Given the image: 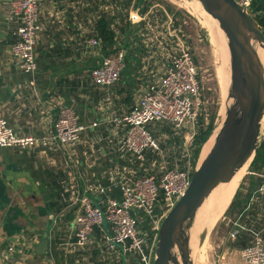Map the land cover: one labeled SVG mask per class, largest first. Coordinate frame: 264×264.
<instances>
[{
	"label": "crops",
	"instance_id": "obj_1",
	"mask_svg": "<svg viewBox=\"0 0 264 264\" xmlns=\"http://www.w3.org/2000/svg\"><path fill=\"white\" fill-rule=\"evenodd\" d=\"M73 4L79 7L74 10ZM168 11L160 8L156 13L166 17L168 21L164 23L169 22L166 27L178 35L181 26L175 20L176 12L172 10L171 14ZM250 13L264 15V0H256ZM149 15L150 11L141 15L142 21L132 24L138 39L134 51L142 57L136 54L134 58L129 57L123 81L136 90L129 100L120 88L112 99L110 90L116 84L100 88L91 78V71L99 64L101 54L95 49L97 47L87 45L92 38H89L90 20L83 0L42 1L35 54L38 69L34 78L22 74L10 53L19 20L11 16L9 1L0 0L2 118L12 129L36 137L49 132L51 121L62 106L76 111L82 124L104 122L96 132H86L74 149L64 151L67 154L42 148H0V264H79L80 259L89 257L95 249L102 252L97 238L83 250L71 246L74 219L80 210L78 200L82 194L93 196L91 188L105 185L113 177L122 181L137 177L133 171L135 163L129 158L122 159L113 146L116 130L110 121L113 116L128 113L137 104L143 87L163 71L164 59L159 42L164 37L162 29L166 27L155 26L153 30L150 25L153 19ZM75 26L77 34H74ZM124 52L127 55V51ZM138 59L140 63H137ZM118 99V103L113 104L112 100ZM259 177L255 172L249 173L242 189L239 185L240 205L229 210L233 220L229 219L228 225L244 227L246 223L255 222L254 227L262 230L264 241V202L256 194L264 176L256 186ZM252 187L255 190L247 200L246 194ZM53 198L54 202L59 200L64 206L61 211L49 209ZM244 200H247L245 207ZM246 235L242 231L238 236L239 244L247 243L249 237ZM43 240L47 242L46 249L39 247ZM11 246L14 251L9 254ZM101 263L106 264L105 261Z\"/></svg>",
	"mask_w": 264,
	"mask_h": 264
},
{
	"label": "built area",
	"instance_id": "obj_2",
	"mask_svg": "<svg viewBox=\"0 0 264 264\" xmlns=\"http://www.w3.org/2000/svg\"><path fill=\"white\" fill-rule=\"evenodd\" d=\"M8 1L11 16L19 20L16 40L10 53L22 74L34 78L38 69L35 55L40 29L38 17L43 0ZM236 1L249 12L255 0ZM134 15L129 19L130 24L142 21L138 9ZM162 31L164 37L159 46L164 59L163 71L157 79L143 87L137 104L128 113L113 116L110 121L116 130V142L113 145L116 152L122 159L129 158L139 166H143L147 153L161 155L154 137L157 128L170 129L175 135L183 132L188 141L196 134V122L202 110L199 73L193 54L176 32L171 33L169 27ZM87 45L93 48L99 43L96 39H89ZM124 68L123 50L103 56L91 71L92 81L97 87L110 88L119 81ZM103 124L101 121L82 124L76 111L62 106L51 121L49 132L36 137L12 129L0 115V148H42L67 154L64 151L74 149L86 132H96ZM191 172L188 163L182 170L164 169L158 178L146 175L122 181L113 177L105 185L94 186L90 189L94 192L93 196L82 194L78 200L80 210L74 219L71 246L83 250L97 238L102 248L114 256H121L126 261L128 258L135 264H153L159 225L185 194L190 185ZM256 194L264 202V179ZM157 208L159 215H155ZM144 219L157 224L151 245L139 228ZM254 226L255 222L247 223L244 227L235 226L229 233L231 240L237 239L242 231L248 234L247 237L251 236L249 243L240 249L243 264H264L262 230ZM13 251L12 246L8 248L9 254Z\"/></svg>",
	"mask_w": 264,
	"mask_h": 264
},
{
	"label": "water",
	"instance_id": "obj_3",
	"mask_svg": "<svg viewBox=\"0 0 264 264\" xmlns=\"http://www.w3.org/2000/svg\"><path fill=\"white\" fill-rule=\"evenodd\" d=\"M195 1L225 35L230 76L226 99L232 103L210 133L209 139L218 129L210 151L194 169L188 189L160 224L153 264H193L190 231L195 214L217 186L229 183L251 164L264 137V68L258 55V48L264 47L261 28L236 0ZM208 231L200 234L199 246ZM39 247L46 249L47 242L43 240Z\"/></svg>",
	"mask_w": 264,
	"mask_h": 264
},
{
	"label": "rangeland",
	"instance_id": "obj_4",
	"mask_svg": "<svg viewBox=\"0 0 264 264\" xmlns=\"http://www.w3.org/2000/svg\"><path fill=\"white\" fill-rule=\"evenodd\" d=\"M107 1L109 4L113 5V0H107ZM116 1L118 2L117 5L119 4L121 7H123L122 5L125 4L127 0H116ZM116 1H114V4L116 3ZM84 2L85 0H83V3ZM95 2L96 0H93V3ZM150 2H152L150 7L151 6L152 7L149 10H147V12L150 11L149 18L153 19L151 21L152 24H150L153 27V30H155V26L163 25L164 27H166L169 24V22L168 24H165L164 22L168 21V19L166 17L164 18L163 15L156 13V11H159L160 8H164L165 12L167 13V6L171 7L172 10H175L176 12L175 20L181 26V30L178 33V37L180 40H182V42H184L186 47L190 50L191 54H193L194 62L197 66V70L199 73V80H200L199 93L202 102V110L200 113L201 114L200 117L204 120L205 125H207L210 119H213L214 127L216 128L218 126L219 119H222L223 118L222 115H224L225 96H226L225 87L228 84L222 86V79L225 70H227V74L229 75V58L227 53V47H225L226 50L225 54L227 57L226 60L225 58L215 53L216 51L209 43L208 33L206 30L208 21H211V19L207 18L209 16L203 11L199 3H197L195 0H153V1L150 0ZM136 4H137L136 0H131L128 9V20L130 19L131 16H135L134 12L137 9H138V15H141L139 8L135 7ZM164 4H166L167 6H165ZM77 7H79L78 4H73L74 10H76ZM140 7L141 9L145 7L144 2L141 4ZM124 12L125 9H122V14H124ZM250 12L251 10H249V13ZM95 14H92V16H94ZM168 15L171 16L169 13ZM251 16L253 17L254 15L251 14ZM253 18H255V16ZM170 19L173 18L170 17ZM174 23L175 22L173 21L172 24ZM221 61L222 62L224 61L226 63L227 65L226 68H224L225 66L222 67ZM124 71L125 72H123L120 80L116 83L114 88L110 90L111 93L110 97H112V99L114 98V93L120 88H122L125 94L128 95L129 100L132 98V94L136 90V88L133 85L130 86L129 84L124 83L123 76L127 74L126 67ZM118 96L119 95H116V97ZM119 98L121 97L119 96ZM112 101L113 104L115 103L116 105L119 99L117 101L115 100ZM161 129L164 128H157L155 132L157 130L161 131ZM196 130H197V122H196ZM170 131L173 132L172 130ZM181 135L183 142L179 150H183L181 154H187L193 142V138L186 141L184 138L185 134L183 132H179L176 136H181ZM156 137H158V139H156L158 146L159 143H163L166 140V138H163V136L161 135H157ZM167 153L168 152L164 151L163 155L165 161L163 160L159 167L158 165L156 166L155 171L150 174L151 176L158 178L160 176V171L164 169H168L170 167V165L165 159ZM181 154H179L178 157L183 160ZM200 156L201 153L199 155L196 167H198L199 164L201 163ZM175 168H180L179 163L178 165L176 164ZM133 171L137 177H140L134 169ZM249 171L250 169L248 165L243 174V179L239 184L241 186V189L243 188L242 184L244 180L247 179V176L250 173ZM228 216L229 217L225 215L224 218L220 217L218 219L216 226L208 231L205 242L203 243L202 246H199L198 238L200 234L203 232V230L197 236L196 243H194L195 246L193 244H190V246L193 247L191 248L192 249L191 257L193 260V264H243L240 258V251H241L240 249L242 246L249 243L250 238L248 239L247 243L245 242L243 244H239L238 238L235 240L229 239V233L234 228V227H229L230 224L228 225L229 222L228 220L229 219L233 220L232 212H230ZM142 224L143 222L141 221L139 225L140 230H142ZM156 225L157 224H152L150 226V231H152V233L153 231H155ZM143 237H145L149 245L152 244V241L154 239L153 234L150 236L149 233L143 232ZM176 256H177V260H179L178 254H176ZM120 258L121 256L120 257L114 256L102 248V252H99L96 258H93V252H92L89 255V257H84V259H80L82 260V262H79V264H99V262L101 261L102 262L105 261L106 264H119ZM122 262L124 264L126 260H123ZM127 263L130 264L128 258H127Z\"/></svg>",
	"mask_w": 264,
	"mask_h": 264
},
{
	"label": "trees",
	"instance_id": "obj_5",
	"mask_svg": "<svg viewBox=\"0 0 264 264\" xmlns=\"http://www.w3.org/2000/svg\"><path fill=\"white\" fill-rule=\"evenodd\" d=\"M114 1L116 0H113V5H112V4H109L107 0H100V3H98V0H96L95 3H93V0H85L84 2L85 13L89 14V20H90L88 23V27L90 28L89 38L96 39L97 42L99 43V45L95 49H97L99 54H101V57L117 52L119 50H123V51L126 50L127 55L125 57V65L128 66V60L130 56L132 58H134V54H136L137 56H141V55H138L134 51V49H136L134 44L135 42H137L138 39L134 35V27L132 26V24H130L128 20V9H129L131 0H127L126 3L122 5L123 7H121L119 4L117 5L118 3L117 1L114 4ZM143 2L145 4V7L141 9L140 6ZM255 2L256 0L253 2V4ZM136 3L137 4L135 7L139 8L141 15H144L147 12V10H149L152 2H150V0H136ZM253 4H252V7H253ZM164 5L167 6L166 4ZM122 9H125L124 14H122ZM167 9L170 10L168 12L172 14L171 7L167 6ZM92 14H95V15L92 16ZM253 19L258 24V26L261 28L264 34V15H257ZM74 29H75L74 34H77L76 26ZM140 62L141 61H139L138 59L137 63H140ZM138 66H141V64ZM213 128H214L213 119H210L207 125H205L204 120L199 116V118L197 119L196 134L193 138V142L187 154H181L183 150H179L183 142L182 135L176 136L174 132H171L169 129H165V128L161 129V131L157 130L156 132H154L155 139H158V137H156L157 135H161L163 136V138H166V140L163 143H159L161 155L156 154V153H150V152L147 153L143 166L134 164V170L139 176L150 175L151 173L155 171L157 165L158 167L161 165L162 161L164 160L163 154L165 151V152H168L165 156L166 161L170 165L168 170L174 169L176 164L178 165V163L180 165V168H177V169L182 170V169H185L187 167V164L189 163V166L191 167V171H192L191 173H193L194 169L196 168V164L198 162L200 152L202 151V148L204 147L203 145L208 142L207 139L210 136V133L212 132ZM179 154L182 155L183 160L178 157ZM153 163H155L154 166H152ZM249 169H250L249 171L250 173L255 172L260 177L264 176V137L262 138L258 146V149L255 152L254 158L251 164L249 165ZM260 177L257 179L256 186H258L259 183L261 182ZM55 188L57 189V187ZM254 190H255V187H252L249 190V192L246 194L245 198L247 200H249ZM239 196H240L239 191H236L230 203V206L224 215L228 214L229 210H232L236 208L237 206L239 207L240 205V202L238 201ZM247 200H244L243 207L246 206ZM51 201L52 202H49V205H48L50 210H55V212H59L61 211V209L64 208L63 205L59 204V200L54 202V198H53L51 199ZM159 214L160 213L157 208L155 211V215H159ZM151 225H152L151 220L149 219L144 220L142 224L143 231L141 230V232L149 233V235L151 236L153 234L152 231H150ZM98 254H99V251L95 249L93 251V258H96ZM122 261H123V257L120 258L119 264H123ZM129 263L135 264L133 260H129ZM124 264H128L127 261Z\"/></svg>",
	"mask_w": 264,
	"mask_h": 264
},
{
	"label": "bare ground",
	"instance_id": "obj_6",
	"mask_svg": "<svg viewBox=\"0 0 264 264\" xmlns=\"http://www.w3.org/2000/svg\"><path fill=\"white\" fill-rule=\"evenodd\" d=\"M207 18L211 19V21H208V25L206 27L208 38H209V43L213 47V49L216 51L215 53L225 58L226 60L227 57L225 54V51H226L225 47H227L226 46L227 41H226L225 35L215 20H213L210 16ZM227 53H228V48H227ZM258 55H259V58L264 68V47L258 48ZM228 58H229V53H228ZM221 65L222 67L225 66L224 68H226L227 66L224 61L223 62L221 61ZM229 78L230 76L227 74V70H225L223 79H222V86H225L227 84L229 85ZM228 85L225 87V91L227 90ZM231 103L232 101L231 100L227 101L226 96H225L224 115H222L223 118L221 119V121L224 119L226 110ZM262 130H264V118L262 120ZM217 131L218 129L215 130V132L210 137L208 142L204 144V147L202 148L201 156H200L201 162L205 158V156L208 154V152L210 151L214 143ZM247 166L248 164H246L233 177V179L229 183L220 184L219 186H217L211 192L209 197L205 199L204 203L202 204V206L198 209L197 213L195 214L192 228L190 231V234H191L190 244L194 245V243H196V238L199 235V233L202 232V230H205L208 228L209 230L213 229L216 226L218 219L222 217L223 214L227 211L239 187V184L243 179V174Z\"/></svg>",
	"mask_w": 264,
	"mask_h": 264
},
{
	"label": "clouds",
	"instance_id": "obj_7",
	"mask_svg": "<svg viewBox=\"0 0 264 264\" xmlns=\"http://www.w3.org/2000/svg\"><path fill=\"white\" fill-rule=\"evenodd\" d=\"M162 222V221H161ZM160 226V225H159Z\"/></svg>",
	"mask_w": 264,
	"mask_h": 264
}]
</instances>
